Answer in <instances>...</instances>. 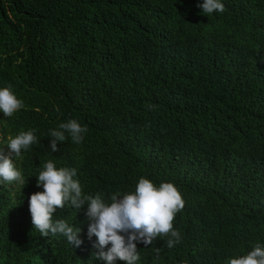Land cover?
I'll list each match as a JSON object with an SVG mask.
<instances>
[{
    "label": "trees",
    "instance_id": "obj_1",
    "mask_svg": "<svg viewBox=\"0 0 264 264\" xmlns=\"http://www.w3.org/2000/svg\"><path fill=\"white\" fill-rule=\"evenodd\" d=\"M203 2L0 0V89L23 102L0 112V150L21 132L38 140L13 161L24 184L0 181V264H105L87 205L53 214L81 229L79 248L34 229L49 160L108 204L140 178L178 188L180 242L137 244L136 264H228L264 248V0H220L210 15ZM72 119L83 141L65 132L52 153L50 130Z\"/></svg>",
    "mask_w": 264,
    "mask_h": 264
},
{
    "label": "clouds",
    "instance_id": "obj_2",
    "mask_svg": "<svg viewBox=\"0 0 264 264\" xmlns=\"http://www.w3.org/2000/svg\"><path fill=\"white\" fill-rule=\"evenodd\" d=\"M197 6L209 15L225 11L220 0H204ZM22 107L23 102L10 87L0 89V112L6 118L12 117ZM87 131L86 126L82 127L74 119L61 123L58 129L49 132L52 153L60 150L57 144L65 141V132L74 143H81ZM37 143L33 131L21 132L8 139L6 150H0V181L24 184L21 171L13 161L21 156L22 150H29ZM43 169L37 177V187H42L43 191L32 194L29 199L32 223L41 236L62 234L74 248L84 243L80 239V228L70 226L63 219H53L57 209H64L70 203L78 211L87 205L86 216L90 221L88 238H97L93 247L98 251L93 257L105 264H117V261L136 264L140 260L137 244L147 248L157 237H168L166 246L169 249L180 242L181 234L174 229L173 222L176 214L184 209L185 201L172 183L165 182L157 187L149 179L140 178L134 193L124 194L122 198L119 193L112 194L108 204L101 194L95 197L83 194L80 182L74 179L76 169H58L51 160L43 165ZM155 251L158 256L160 249ZM228 264H264V248L257 245L247 255L230 259Z\"/></svg>",
    "mask_w": 264,
    "mask_h": 264
}]
</instances>
